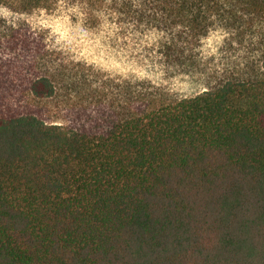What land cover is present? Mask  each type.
Segmentation results:
<instances>
[{"label": "trees", "instance_id": "1", "mask_svg": "<svg viewBox=\"0 0 264 264\" xmlns=\"http://www.w3.org/2000/svg\"><path fill=\"white\" fill-rule=\"evenodd\" d=\"M0 5V264H264V0ZM60 6L157 31L179 70L216 31L253 61L191 96L108 94L21 18Z\"/></svg>", "mask_w": 264, "mask_h": 264}, {"label": "rangeland", "instance_id": "2", "mask_svg": "<svg viewBox=\"0 0 264 264\" xmlns=\"http://www.w3.org/2000/svg\"><path fill=\"white\" fill-rule=\"evenodd\" d=\"M0 17L18 16L0 5ZM21 18L45 30L51 46L85 69L94 85L106 86L108 94L115 93L121 80L134 79L147 81L177 97L191 96L225 74L242 71L247 62L253 61V54L231 41L223 31L213 32L203 40L193 70H179L168 66L161 55L160 34L132 20H113L105 15L98 26L91 27L80 11L66 6ZM257 59L262 60L259 55ZM58 104L56 101L48 108Z\"/></svg>", "mask_w": 264, "mask_h": 264}]
</instances>
